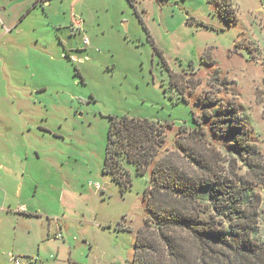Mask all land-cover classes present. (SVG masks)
I'll return each instance as SVG.
<instances>
[{"label":"rangeland","instance_id":"374dc122","mask_svg":"<svg viewBox=\"0 0 264 264\" xmlns=\"http://www.w3.org/2000/svg\"><path fill=\"white\" fill-rule=\"evenodd\" d=\"M49 1L0 0V264H133L158 162L187 144L215 173L246 174L206 115L235 105L264 156V0H221L234 15L210 0ZM124 115L165 126L144 176L125 165L127 187L103 171Z\"/></svg>","mask_w":264,"mask_h":264},{"label":"trees","instance_id":"16d2710c","mask_svg":"<svg viewBox=\"0 0 264 264\" xmlns=\"http://www.w3.org/2000/svg\"><path fill=\"white\" fill-rule=\"evenodd\" d=\"M210 1L234 15L230 1ZM205 119L216 138L227 139L231 167L240 165L246 174L215 173L203 153L187 144L179 146L182 158L158 162L154 186L145 193L149 217L137 233L133 264H264V248L256 240L262 199L255 191L264 186V156L235 105L222 106ZM110 121L103 171L127 187L131 179L125 165H135L144 176L165 144V126L127 115ZM225 127L227 133H219ZM193 132L194 139L206 140L197 127Z\"/></svg>","mask_w":264,"mask_h":264},{"label":"crops","instance_id":"0c3cea01","mask_svg":"<svg viewBox=\"0 0 264 264\" xmlns=\"http://www.w3.org/2000/svg\"><path fill=\"white\" fill-rule=\"evenodd\" d=\"M32 2H33V0H32ZM49 0H46L43 4H44V6H49ZM20 5V4H19ZM31 7V4H27V6H26V8L22 11V12H20L19 13V15H20V17H21V23L20 24H15L16 22V20H12V22H10V25L11 26H14V27H16V28H19L20 26H22V23H23V21L25 20V18L32 12V9L33 10H35L36 9V7L37 6H33L32 8H30ZM28 10V12H26ZM5 12V11H4ZM26 12V13H25ZM2 23V25H4V23L3 22H1ZM4 37V35H2L1 36V38L0 39H2Z\"/></svg>","mask_w":264,"mask_h":264},{"label":"built area","instance_id":"2783aa9c","mask_svg":"<svg viewBox=\"0 0 264 264\" xmlns=\"http://www.w3.org/2000/svg\"><path fill=\"white\" fill-rule=\"evenodd\" d=\"M38 2H41V3H44L46 0H37ZM72 28H74V29H79V30H81L82 29V21H81V19H74V21H73V26H72ZM96 190L99 192V191H101L102 189H101V187H99V186H96ZM59 239H61L62 238V235H58L57 236ZM13 264H20V261H19V259L18 258H15L14 260H13Z\"/></svg>","mask_w":264,"mask_h":264}]
</instances>
